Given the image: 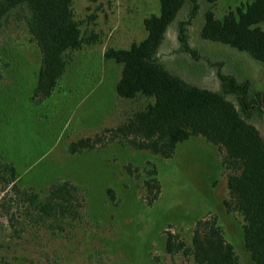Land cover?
Wrapping results in <instances>:
<instances>
[{
  "label": "rangeland",
  "instance_id": "374dc122",
  "mask_svg": "<svg viewBox=\"0 0 264 264\" xmlns=\"http://www.w3.org/2000/svg\"><path fill=\"white\" fill-rule=\"evenodd\" d=\"M73 1L84 35L94 32L100 40L69 54L72 64L50 99L35 98L42 54L26 27L13 25V17L0 35V57L10 54L0 80V160L17 169L22 189L43 195L57 182L74 184L86 201L82 217L36 225L26 221L23 207H11L12 226L0 215L1 235L9 236L0 237V264H189L183 256L167 254V231L190 242L196 221L209 214L219 217L242 264H254L245 247L243 217L224 206L229 190L223 152L205 138L180 143L170 159L117 142L83 153L69 151L72 142L116 127L146 105L118 96L122 66L107 60L105 52L143 42L146 19L161 14V0ZM252 1L200 0L195 17L186 4L168 29L159 59L191 84L221 91L220 73L248 81L251 94H264V62L200 35L207 11L222 19ZM181 22H187L189 45L199 59L182 50ZM260 27L264 30V22ZM251 122L264 137V115ZM148 163L158 168L162 185L152 206L144 199ZM130 165L140 171L130 175Z\"/></svg>",
  "mask_w": 264,
  "mask_h": 264
},
{
  "label": "trees",
  "instance_id": "16d2710c",
  "mask_svg": "<svg viewBox=\"0 0 264 264\" xmlns=\"http://www.w3.org/2000/svg\"><path fill=\"white\" fill-rule=\"evenodd\" d=\"M73 2L0 0V35L14 17L13 25L26 27L41 51L35 90L39 102L55 93L72 64L69 54L100 40L94 32L84 35ZM186 4H190L192 17L199 14L200 0H161V14L145 21L148 37L143 42L134 43L129 49H107L105 58L122 66L116 87L118 96L127 101L145 100L146 105L116 127L72 142L69 151L83 153L117 142L170 159L180 143L193 137L205 138L223 152L222 167L229 190L224 206L229 214L243 217L245 247L254 264H264V137L251 122L255 115H264V94H251L248 81L220 73L221 91H213L191 84L165 67L158 55L170 25ZM263 22L264 0H253L230 10L222 19L212 10L207 11L200 35L204 40L229 45L264 62V30L260 27ZM186 25L187 22L180 23L182 50L199 59L198 52L189 45ZM9 58L6 52L0 57V80ZM147 167L144 199L152 206L162 194V185L158 168L151 163ZM127 170L135 175L140 168L130 165ZM20 183L17 169L0 160V215L9 219L10 226L13 216L9 212L13 206L23 207L26 221L36 225L82 217L85 197L71 182H57L43 195L34 188L22 189ZM3 229L0 223V237H9L1 235ZM165 250L173 257L183 256L189 264H242L216 214L196 221L190 242L182 239L180 233L168 230Z\"/></svg>",
  "mask_w": 264,
  "mask_h": 264
}]
</instances>
